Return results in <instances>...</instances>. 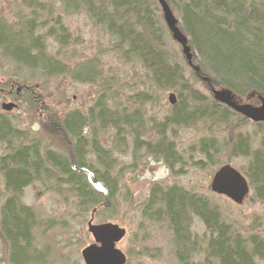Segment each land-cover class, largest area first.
<instances>
[{
    "label": "trees",
    "instance_id": "16d2710c",
    "mask_svg": "<svg viewBox=\"0 0 264 264\" xmlns=\"http://www.w3.org/2000/svg\"><path fill=\"white\" fill-rule=\"evenodd\" d=\"M34 1H23L30 11L27 19L8 22L0 18V61H8L14 68L13 76L1 82L8 86L7 93L13 94L16 101L23 94L25 104L40 106L33 80L24 79L20 70L44 78L64 76L99 89L83 108L60 112L47 104L38 128L45 136H31L25 145L20 144L21 140L32 132L0 114V149L4 151L0 156L4 177L0 199L3 264H35L40 257L33 240L40 220L34 209L21 200L23 189L34 181L45 182L42 179L46 178L66 185L81 209H115L118 180L113 173V152L127 144L126 134L130 135L133 150L143 149L172 169L181 153L169 139L168 129L200 122L206 135L190 145L201 155L195 164L211 163L217 168L221 165L217 157L220 148L227 150V156L247 158L241 172L252 186V197L264 200V129H259L264 122L251 123L261 133L258 145L253 147V141L242 131L250 124L248 119L213 99L207 82L206 92L193 83L191 78L201 79L193 70L187 75L190 66L180 45L170 38L158 0H57L63 12H82L93 27L108 35L104 47L96 45L94 52L80 61L68 56L75 37L60 14L45 30L56 45L54 52L48 49L39 31L45 21L38 20L43 12L41 2ZM165 1L187 38L192 63L198 66L200 75L208 77L216 88L229 89L239 99L249 93L264 97V0ZM58 54L64 58H57ZM104 55L116 61V70L137 66L149 75V86L173 89L177 98L169 112L158 120L146 118L142 105L151 99V93L145 90L125 94L120 102L114 85L120 87L122 82L115 70H110L112 64L103 75L105 69L99 58ZM105 129L111 134L109 148L98 136ZM88 155L94 162L88 160ZM141 213L149 221L168 224L180 264H191V255L197 249V239L190 229L193 216L202 221L208 235L202 264H264V236H245L236 231L207 196L175 184L154 183Z\"/></svg>",
    "mask_w": 264,
    "mask_h": 264
},
{
    "label": "rangeland",
    "instance_id": "374dc122",
    "mask_svg": "<svg viewBox=\"0 0 264 264\" xmlns=\"http://www.w3.org/2000/svg\"><path fill=\"white\" fill-rule=\"evenodd\" d=\"M23 1L0 0V18L8 22H17L22 18L27 19L30 16V11ZM39 1L43 12L39 14L38 20H45L39 31L44 34L45 42L51 52L55 51L56 45L51 36L45 34V30L57 17V14H60L61 21L68 28L70 35L75 37V43L70 47L73 49L74 55H72L73 51H68V56H72L73 60L80 61L88 58L94 52L96 45L99 48L104 47L108 35L93 27L82 12L65 13L57 0ZM34 2L37 4V0ZM171 46L177 50L175 43H171ZM56 57L64 58L61 54ZM99 61L105 69L103 75L106 76L109 71L107 69L112 64L113 67L110 70H115L114 72L122 82L120 87L117 84L114 85L118 88L120 102L124 101L125 94L129 96L132 92L145 90L151 93V99L142 105L146 118L158 120L169 112L173 104L169 102L168 95L172 92L176 96L173 89L159 90L149 86V75L137 66L122 67L116 70V61L112 62L109 55H104L102 59L99 58ZM190 70L192 68H187L188 76ZM19 72L24 79L33 80L34 89H36L34 94L40 106L25 104L23 94L17 101L12 99L13 94H8L10 92L7 91L8 86L1 82L7 80L9 76H13L14 68L8 61H0V88L4 89H0V114L8 115L11 119L16 120L19 127L29 129L37 138L42 135L38 130L39 118L45 114L47 104L60 112L83 108L89 104L99 89L93 85L74 82L64 76L44 78L39 73H33V76H30V72L27 70ZM191 79L199 89L206 92L204 81ZM12 89L20 91L19 88ZM236 100L254 106L259 104L255 93H249L245 98H236ZM3 102H14L16 107L11 111H4L1 109ZM248 121L250 124H247L242 131L248 134L253 141V147H255L261 136L258 130L264 129V126L258 129V126L251 124L256 122L249 119ZM221 132L226 131L221 130ZM167 134L169 139L174 142L176 150L181 153L179 162L174 163L172 169L162 159L149 155L143 149L133 150L129 134H126L124 140L127 144L119 145L117 147L119 150L113 152L115 157L113 173L117 175L118 186L115 199L116 207L112 212H108L102 206L84 209L77 207L76 200L69 194L66 185H58V183L55 184L47 180L45 182L34 181L26 186L22 191L21 200L34 209L40 220L38 227L34 230V244L37 251L41 252L38 262L35 264H84L81 250L93 242V238L87 230L89 220L92 223L111 222L125 229L124 238L116 244V247L125 255V264H180L174 253L172 230L168 224L165 221H149L141 213L149 189L154 183L175 184L197 195L207 196L211 204L219 209L223 220L236 231L245 236L252 233L264 236V200L252 197V186H249L250 190L244 201L236 204L227 197L210 191L209 182L216 165L205 164V162L199 166L195 164L201 155L196 151V147L190 148V145L206 135L203 125L199 122L194 126H174L172 129H168ZM110 135L109 129L98 133L99 140L105 148L111 146ZM2 154L4 151L0 149V156ZM88 157V160L94 162L93 157L91 158L89 155ZM217 157L221 164L228 163L240 170L244 169L247 163V158L227 156V150L222 148L218 150ZM3 181L4 177L0 171V199L4 187ZM190 229L197 239L195 243L197 249H193L191 264H202L206 255L204 246L208 236L207 231L202 221L195 216L192 217ZM3 255V246L0 242V264L5 262Z\"/></svg>",
    "mask_w": 264,
    "mask_h": 264
},
{
    "label": "water",
    "instance_id": "95a60500",
    "mask_svg": "<svg viewBox=\"0 0 264 264\" xmlns=\"http://www.w3.org/2000/svg\"><path fill=\"white\" fill-rule=\"evenodd\" d=\"M158 2L161 7L163 21L170 32L171 38L180 45L187 64L192 68L194 74L209 84L213 98L253 122L264 121V97L258 96L260 103L257 106L238 102L229 89L214 87L208 77L198 73V66L192 63V52L187 44V38L177 26V19L165 0H158ZM168 100L171 104L175 103L174 93L171 92L168 95ZM14 107H16V104L13 102H3L1 104V108L4 111H11ZM209 189L213 193L224 195L234 203L240 204L249 192V185L239 170L230 164H223L213 173ZM87 230L93 238V243L87 245L81 251L84 264L124 263L123 254L114 247L115 242L125 235L124 228L111 222L96 224L89 220L87 222Z\"/></svg>",
    "mask_w": 264,
    "mask_h": 264
},
{
    "label": "bare ground",
    "instance_id": "6f19581e",
    "mask_svg": "<svg viewBox=\"0 0 264 264\" xmlns=\"http://www.w3.org/2000/svg\"><path fill=\"white\" fill-rule=\"evenodd\" d=\"M31 134H32V133H31ZM31 134H28L27 136H25V139H24V140L22 139L21 142H20V144H21V145H25V144H27L29 140H32V137H31V136H33L34 138H36V137L34 136V134H32V135H31ZM36 139H37V138H36ZM42 142H43V141H42ZM43 143H44V142H43ZM54 149H55V148H54ZM53 151H54V150H53ZM42 163H43V162H42ZM42 166H46V164H42ZM42 181H46V178H43ZM212 193H213V192H212ZM33 239H34V237H33ZM116 243H117V242H115L114 247H115V249H118V250H119V248L116 247ZM81 251H82V250H81ZM119 251H120V250H119ZM120 252H121V251H120ZM121 253H122V252H121ZM81 257H82V256H81Z\"/></svg>",
    "mask_w": 264,
    "mask_h": 264
},
{
    "label": "flooded vegetation",
    "instance_id": "af4514ba",
    "mask_svg": "<svg viewBox=\"0 0 264 264\" xmlns=\"http://www.w3.org/2000/svg\"><path fill=\"white\" fill-rule=\"evenodd\" d=\"M123 238H124V237H123ZM123 238H122V239H123ZM122 239H121V240H122ZM123 257H124V264H125V256H123Z\"/></svg>",
    "mask_w": 264,
    "mask_h": 264
}]
</instances>
